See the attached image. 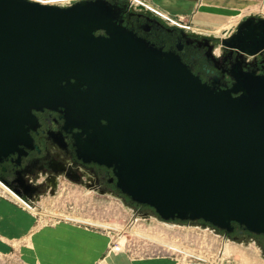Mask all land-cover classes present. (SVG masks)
I'll return each mask as SVG.
<instances>
[{"label":"water","instance_id":"95a60500","mask_svg":"<svg viewBox=\"0 0 264 264\" xmlns=\"http://www.w3.org/2000/svg\"><path fill=\"white\" fill-rule=\"evenodd\" d=\"M125 12L114 0H0V162L29 144L33 110L62 107L87 134L85 158L111 167L121 192L156 218L264 233V73L211 86L124 24ZM220 41L258 53L264 17ZM18 180L0 176L39 200L34 182Z\"/></svg>","mask_w":264,"mask_h":264},{"label":"rangeland","instance_id":"374dc122","mask_svg":"<svg viewBox=\"0 0 264 264\" xmlns=\"http://www.w3.org/2000/svg\"><path fill=\"white\" fill-rule=\"evenodd\" d=\"M214 7L227 13L210 23L206 17L198 18L197 11L161 10L198 29L190 32L210 35L214 33L208 29L215 25L228 23L234 28L248 16H264V0H223ZM22 204L0 196V264H111V256H122L128 263L168 257L173 264H264L255 241H236L203 225L168 223L154 215L146 218L116 195L66 179L40 203H30L45 211Z\"/></svg>","mask_w":264,"mask_h":264},{"label":"flooded vegetation","instance_id":"af4514ba","mask_svg":"<svg viewBox=\"0 0 264 264\" xmlns=\"http://www.w3.org/2000/svg\"><path fill=\"white\" fill-rule=\"evenodd\" d=\"M114 2L126 6L124 24L150 43L177 53L195 74L211 86L227 89L233 86L235 74L264 73V47L254 55L225 50L220 41V37L225 36L224 33H193L168 25L149 11L132 8L126 0ZM259 17L264 16H255V20ZM33 112L36 124L29 130V144L22 145L20 150L10 153L0 162V176L18 186V178L24 176L36 184L34 197L40 198L54 193L61 180L66 179L100 193L124 198L125 203L135 212L153 216L155 210L151 206L137 203L121 192L111 167L85 158L81 146L84 145L87 134L72 125L64 108L44 107ZM192 223L208 224L203 220ZM216 231L236 241H255L264 255V233L253 232L237 223H233L229 229L217 228Z\"/></svg>","mask_w":264,"mask_h":264},{"label":"crops","instance_id":"0c3cea01","mask_svg":"<svg viewBox=\"0 0 264 264\" xmlns=\"http://www.w3.org/2000/svg\"><path fill=\"white\" fill-rule=\"evenodd\" d=\"M150 1L154 5L161 8L162 10L172 14L189 13L192 11H197L198 18L202 19L206 17L204 18L205 20L209 18L212 19L213 21L218 19L221 20L224 18L225 14L227 13L225 10L219 9L218 7H214L216 4L222 2L223 0H150ZM196 15H195V20L197 19L198 21ZM0 196L3 195L0 194ZM3 197H6V199L10 202L12 201L9 200L7 196H3ZM41 198H39V200L36 201L40 203ZM13 202L15 201H12V203ZM111 262L113 264H173L175 263L174 261L170 260V258L168 257H157L149 260H142V261L138 260L135 263H128L122 256H111L110 263ZM44 264H50V263H44ZM55 264H64V263H55ZM71 264H75V263H71ZM188 264H193V263H188Z\"/></svg>","mask_w":264,"mask_h":264},{"label":"bare ground","instance_id":"6f19581e","mask_svg":"<svg viewBox=\"0 0 264 264\" xmlns=\"http://www.w3.org/2000/svg\"><path fill=\"white\" fill-rule=\"evenodd\" d=\"M39 1H42V2H48L49 0H39ZM71 1V0H70ZM136 2H139V6H142V7H145L146 5H148V6H150L151 8H152V11L153 12H155V13H158L159 15H161V16H163V17H165L166 19H169L168 21H170V22H173V17H170L169 15H167L165 12H167V11H165V12H163L162 10H161V8H158L157 6H155L154 4H152V3H148L147 1H142V0H136ZM58 3H60V4H65V3H67L65 0H60ZM150 4V5H149ZM207 21H209V23H210V20H212V19H206ZM213 21V20H212ZM214 22H216V21H214ZM189 28H192V29H196V30H198L197 28H195V27H192L191 25H189ZM209 28V27H208ZM224 28V29H223ZM235 28V27H234ZM231 29H233V26H229L228 25V23L227 24H224V25H215L214 27H212L211 29H208L209 31H212L213 33H214V35H221V34H223L224 33V35H226L227 34V31H229V30H231ZM191 30V29H190ZM11 193V194H7V193ZM0 194H2L3 196H7V198L9 199V200H12V201H15V202H17V203H19V204H21V205H23L22 203H24L25 205H27L28 207H30L31 208V210L32 211H36V210H38L34 205H32V204H30V203H28L26 200H22L18 195H16L15 193H14V191L12 190V189H10L9 187H7L5 184H3L1 181H0ZM26 206V207H27ZM38 211H40V212H43V211H45V210H38ZM97 226H98V224H97ZM101 226V225H100ZM102 227V226H101ZM134 230V229H133ZM144 230V229H143ZM144 232V231H143ZM137 233H139V232H137ZM139 235V234H138ZM142 236H143V234H142ZM167 242V241H166ZM172 248H175V249H180L179 247H176V246H171ZM174 249V250H175ZM230 249V248H229ZM181 250H182V248H181ZM185 251V250H184ZM189 252V251H188ZM196 254V253H195ZM194 255V254H193ZM171 260V259H170Z\"/></svg>","mask_w":264,"mask_h":264},{"label":"built area","instance_id":"2783aa9c","mask_svg":"<svg viewBox=\"0 0 264 264\" xmlns=\"http://www.w3.org/2000/svg\"><path fill=\"white\" fill-rule=\"evenodd\" d=\"M59 1L60 0H49L48 2H44V3L60 4V3H58ZM65 1L67 2L65 5H68V4L71 3L72 0L71 1L70 0H65ZM127 1L129 2L130 7L135 8V9L138 8V9H144L146 11H150L154 15H156L157 17L162 19L164 22H166L168 25L176 26L178 28H181V29H184V30H187V31H191L190 28H189V25H190L189 22H187L183 17H177V16L171 15L174 19H172L173 22H170V21H168L169 19H166L165 17L159 15L158 13L153 12L152 8L150 7L151 6L150 4H149L150 6L146 5L145 7H141L140 8L139 7V2H136V0H127ZM142 1H144V0H142ZM148 1H150V0H148Z\"/></svg>","mask_w":264,"mask_h":264}]
</instances>
